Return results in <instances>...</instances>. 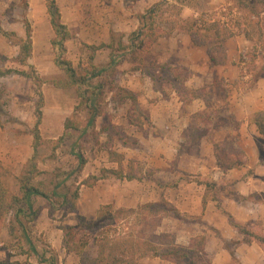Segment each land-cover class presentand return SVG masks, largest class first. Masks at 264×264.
<instances>
[{
    "label": "rangeland",
    "instance_id": "1",
    "mask_svg": "<svg viewBox=\"0 0 264 264\" xmlns=\"http://www.w3.org/2000/svg\"><path fill=\"white\" fill-rule=\"evenodd\" d=\"M56 2L61 11L62 23L68 27L70 32V37L65 42L67 49L65 57L72 62L79 74H84L83 68H89V58L93 54L92 47H100V50L94 53V65L100 68L109 64L112 52L115 51V53L122 55V63L111 78L104 74L92 81L93 84H101L104 88L98 100L100 117L96 119V123L88 130L84 138L79 140L87 159L79 183L89 176H94L92 174L101 176L103 169H117L118 164L109 155V152L123 155L121 154L124 152L122 150L127 149L125 151L127 156L123 155L125 157L124 166L127 170V165L132 162L130 165L140 180L129 184L126 180L121 181L108 175L106 178L107 183L103 182L99 185L97 183L95 185L97 186L96 190L100 188V190L105 189L104 191H107L112 188L114 192L109 191L110 193L113 192L111 194L112 198L118 196L120 200L121 198H135V196L136 198L138 196L150 197L154 191L153 183L156 181L154 178L156 172L148 169L144 157L138 158L137 154L139 150H144L147 147V150L140 156L143 154H145L143 156H148V147L156 148V146L154 144L144 146L135 135L139 133L140 136H146L150 132L155 133V130L151 129L152 125L148 117V109L155 102V98L149 99L146 95L139 96L136 94L140 112L136 111L132 118L135 120V124H142V128L128 126L126 123L129 120L128 115L133 109V103L131 100L122 99V95L117 94L119 89H125L122 76H138L139 79H141L140 76H177L180 80L193 76V72L186 64L190 66H192V63L203 65L201 56L189 53L190 57L186 61L183 55L186 56L187 53L179 54L181 53L179 48L182 47L181 45L178 46L177 51L166 48V42L169 39H172V43L177 42V44L185 37L191 41L188 34L177 31V23L201 15H206L205 19L207 21L222 19L229 22L230 20L235 21L240 13L235 10L229 19V12L225 11L224 7L233 6L234 3L232 1L228 3V0H187L184 5L177 3V0H56ZM155 5H161L160 11L155 15V23L160 25L165 33L164 37L158 41H161V43L155 44L148 53L139 52L133 56L128 55L123 48L130 44L133 34L139 30V17ZM262 10L264 11L263 7ZM261 14L263 15L262 12ZM28 23L31 27L33 41V52L28 63L34 70L21 65L20 48L2 35H0V70L25 71L38 76L40 82L37 84L34 79H28L15 73H10L0 79V124L4 125L2 129L7 136V141L5 139L7 144H10V138L13 139L15 148L12 151L13 158L20 157L25 160L28 155L32 159L34 156V137L32 134L37 121L36 107L39 101V93L43 94V118L39 126L41 140L37 144L35 155L37 172L33 184H36L40 189L51 192L57 183V176L71 172L77 163L74 157L63 153L61 149H54L57 140L65 132V124L67 121L70 122L71 129L68 132L77 137L79 132L75 128L82 129L86 127L91 113L79 99L76 89L70 84L67 75L54 64L55 51L52 41L55 38V33L50 24L46 1L0 0V27L2 29L7 32H15L20 38L25 39ZM239 36H241V46L244 49L240 50L239 43L232 44L231 51L235 57L232 67H234V70H236V67L239 69H237V76H241L242 72L246 79H238L234 86L240 87L243 84H248L242 86L246 88L251 87L253 83V71H256L260 66H264V63L263 60H257V63L254 64L249 58H246V64H242L240 67L237 65L240 55L247 54L252 47L244 35ZM236 47L237 49H235ZM119 49L122 51H119ZM203 49L206 50L204 47ZM167 56H170L171 61H166L165 57ZM204 70L203 68L202 71ZM203 76L216 75H213L210 71H205ZM140 81L144 83L145 80L141 79ZM165 81V79H159L157 87H165ZM143 93L147 94L146 90H143ZM202 94L204 96L209 95V106L212 110L216 106L221 109L224 105L222 98L218 102L217 99H214L213 93L202 92ZM209 113L214 119L216 114L218 115V112L210 111ZM252 120L251 122H253ZM116 123L118 124L116 125ZM123 123L126 125H123ZM109 124L118 126L122 131L120 135L138 141V146L129 148L123 146L118 138L109 140L107 134L104 133L105 127ZM233 133H223L215 139L218 142L220 139L226 140L235 137ZM184 149H192V146H181L179 151ZM11 156V153L8 152L10 159H12ZM0 164L6 171V175L3 177V185L12 193L10 191L11 186H13L11 172L7 166H4L1 162ZM25 166L26 163L21 171ZM171 167L173 169L174 165L171 164ZM79 183H76L73 177L72 180L58 190L60 194L70 193L72 196L79 189V199L76 201L75 213L67 214L65 208L59 209V203H56L54 209L51 210L49 203L45 200L35 206L38 217L28 224L29 236L39 256L45 254L43 264H47L50 261L49 258H53L55 264H81L77 255L74 253L69 254L63 249L62 229L76 225L80 215L93 218L99 209L107 204L101 205L100 208L91 206L90 199L92 196L87 194V188L89 187L79 186ZM159 186L164 189L165 184H159ZM81 190H83L82 196H80ZM117 192L121 195H117ZM79 200H81V204L77 207ZM110 205L117 208H127L114 204ZM8 222L9 216L5 224L7 225ZM173 227H177V225L167 221L164 223L163 229L169 231ZM0 245L2 247L0 262L29 261L31 264H39L38 257L29 249V246L19 237L11 238L7 228L1 230ZM19 246H22V248ZM211 250H213V247ZM86 254L89 255V248ZM151 264L163 263L156 261V263Z\"/></svg>",
    "mask_w": 264,
    "mask_h": 264
},
{
    "label": "trees",
    "instance_id": "2",
    "mask_svg": "<svg viewBox=\"0 0 264 264\" xmlns=\"http://www.w3.org/2000/svg\"><path fill=\"white\" fill-rule=\"evenodd\" d=\"M45 1L48 15L50 16V24L55 33V38L52 41L55 51L54 64L67 75L70 84L75 87L79 99L89 109L91 117L86 127L82 129L75 128L79 132L77 137L68 132L71 129L70 122L67 121L65 124V132L57 140L54 149H61L63 153L74 157L77 163L71 172L57 176V183L51 192L40 189L36 184H33L34 176L37 172L35 155L37 153V144L41 140L39 126L43 118L44 97L41 92L39 93V101L36 107L37 121L32 134L34 137V156L26 164L21 172V176L18 178L20 186L19 194H12L4 187L3 177L6 175V171L0 164V239L1 230L7 228L11 238L19 237L20 240L29 246V249L38 257L39 264L44 263L45 254L39 256L29 236L28 228V224L38 217V212L35 209V199L42 198L46 200L51 210L52 208L54 209L56 203H59V209L65 208L67 214L75 213L76 201L79 199V189L72 196L70 193L60 194L58 190L61 186L72 180L73 177L74 181L79 183V178L87 164V159L84 156L79 140L84 138V135L96 123V119L100 117L98 100L104 88L103 85L93 84L92 81L104 74L111 78L122 63V55L114 51L107 66L102 68L95 66L94 53L100 50V47H92L93 54L89 58V68H83L84 74H79L72 62L65 57L67 54L65 42L69 39L70 32L68 27L62 23L60 8L56 0ZM186 1L177 0V3L184 5ZM231 1L234 3L233 6L224 7V10L229 12V19L235 10H237L240 16L236 17L235 21L230 20L229 22H225L222 19L207 21L205 19L206 15H201L200 17L188 18L177 23V31L188 34L195 46L206 49L211 68L226 65L227 52L225 44L228 40L239 35H244L252 47L247 54L240 55L237 65L240 67L242 64H246V58H249L254 64L257 63V60H263L264 63V11L262 10V7L264 9V0H228V3ZM160 6L155 5L139 17V30L133 34L130 44L123 48V50L127 51L128 55L133 56L139 52L148 53L158 43L159 39L164 37L165 33L161 26L155 23V15L160 11ZM0 35L20 48L21 65L29 67L32 70L33 67L28 63L33 52L32 31L29 23L27 24L25 39L20 38L15 32H7L1 27ZM119 51L122 50L119 49ZM10 73L34 79L37 84L40 82V78L34 74L12 70H0V79ZM253 75L251 87H254L259 80L264 79V66H260L256 71H253ZM240 77L243 79L246 76L241 72ZM216 86L220 90L221 97L224 100V105L220 111H225L226 116L223 118L216 114L215 122L213 123L210 120V113L202 112L196 117L198 128L195 132H199L198 137H205L213 143L215 158L218 167L222 171L246 168L248 166V156L238 145L236 136L219 142L212 140L214 131L232 130V134L233 131L237 132L240 128V124L236 121L234 115L229 113V104L227 102L229 97L228 83L223 79L220 81L216 80ZM117 94L122 95V99L124 100L132 101L133 109L128 115V121L131 126L141 129L142 124H135V120L132 118L136 111L140 112L137 95L124 88L119 89ZM182 94L184 95L183 97H188L189 99L199 96L198 91L185 89H182ZM252 121L259 134L264 137V111L256 112ZM0 125L1 128H4L3 124ZM121 132L118 126L112 124H109L104 129V133L107 134L109 140L118 138L123 146L129 148L138 146V141L120 135ZM109 155L115 159L118 168L112 170L103 169L101 176H89L87 179L81 181L79 186L92 188L99 181L106 179L108 175L121 181L140 180L130 165L132 162L127 165L126 170L124 166L125 157L123 155L115 152H109ZM249 174H252V171H249ZM204 183L209 191H214L217 187L215 183ZM231 196L241 201L244 200L233 192H231ZM212 200L218 202L215 195L212 196ZM8 216L9 222L6 225L5 221ZM168 218L188 221V217L166 199L141 204L135 208H117L113 205H106L100 208L93 218H86L80 215L78 216V223L76 225L63 228L62 247L67 253L77 255L80 258L81 264H141V261L145 259H159L170 264H213L212 258L207 252L206 235L193 237L187 246H181L177 244L175 234L161 230L164 220ZM229 223L238 235L234 240L228 241L222 239L224 249L231 256L230 264H241L235 252L241 245L250 246L253 243H257L264 251V230L260 221H250L244 225H240L232 216H229ZM19 247L22 248V246ZM88 248L89 255L86 254ZM49 259L50 261L47 264H55L53 258ZM0 264L31 263L29 261H15L0 262Z\"/></svg>",
    "mask_w": 264,
    "mask_h": 264
},
{
    "label": "crops",
    "instance_id": "3",
    "mask_svg": "<svg viewBox=\"0 0 264 264\" xmlns=\"http://www.w3.org/2000/svg\"><path fill=\"white\" fill-rule=\"evenodd\" d=\"M240 39L241 36L226 42L227 63L223 67L214 68L210 67L206 50L203 47L195 46L186 37L182 38L178 44L177 42L172 43V39H169L166 42V48L177 51L178 46L181 45L179 54L187 53L186 56L183 55L186 61L190 57L189 53L201 56L203 65L192 63L190 66L186 64L193 72V76H188L185 79L180 80L175 76H140L145 80L143 83L140 81L141 79L137 78L138 76H122L125 89L139 96L146 95L149 99L155 98V102L148 109L151 129L155 130V133L150 132L146 136H140L139 133L135 135L144 146L150 144L156 146V148L148 147L150 154L148 156H143L145 154L140 156L147 150V147L144 150H139L137 154L138 158L144 157L148 169L156 172L154 175L156 181L153 183L154 191L147 198L141 196L136 198L135 196V198H121L120 200L118 196L112 198L111 194L114 192L112 188L107 191L100 190V188L96 190L97 186L87 188V194L92 196L91 206L95 208H100L104 204L135 208L146 202H158L161 199H166L185 214L188 221L168 218L164 220L161 230L167 231L163 229L164 223L167 221L177 225L167 232L175 234L177 244L181 246H187L193 237L206 235L207 252L211 256L213 264L231 263V256L224 249L222 239L230 241L236 239L238 235L229 223V216H232L240 225L250 221H260L264 230V137L259 134L256 126L251 122L256 112L264 111V79L259 80L254 87H242L248 84H243L240 87L234 86V83L241 77L237 76L239 69L234 64L236 70L232 67L235 57L231 46L233 43H239L240 50H243L244 47L241 46L242 40ZM169 57H165L168 62L171 61ZM203 68L204 71H202ZM205 71H210L216 76H203ZM159 79L166 80L165 87H157ZM222 79L228 83L229 113L233 114L240 124L239 130L233 135L237 137L238 145L248 156L246 168H235L228 171H222L218 167L213 143L205 137H198L199 132H195L198 128L196 117L202 112H218V115L225 118L226 112H221L219 106L212 110L209 107V95L203 96L202 94V92L213 93L217 102L221 100L216 80ZM245 79L246 77L243 78V80ZM182 89L198 91L199 96L193 99L183 97ZM143 90H146L147 94L143 93ZM210 120L215 122L213 117ZM126 124L131 126L129 121ZM126 124L123 123V125ZM227 132L231 134L230 130L214 131L212 140L217 142L215 138H219L221 134ZM5 139L7 141V136L0 126V162L7 166L11 172L13 186L10 191L17 195L20 192L18 178L21 176V169L31 159V156L27 155L25 160L20 157H14V159L13 139H9L10 144H7ZM188 145L192 146V149L179 151L181 146ZM122 151L124 152L120 153L127 156L125 154L127 149ZM8 152L11 153L12 159L8 157ZM171 164L174 165L173 169ZM249 171H252V174H249ZM107 181V179H103L98 182V185L103 182L107 183ZM132 182L137 181H130L129 184ZM204 182L215 183L217 187L211 192ZM159 184H165L164 189L160 188ZM110 190L113 192L110 193ZM82 192L83 190H81L80 196H82ZM231 192L244 200L233 198ZM117 195H121V193L117 192ZM213 195L216 196L218 202L212 200ZM254 197L255 199H253ZM43 200L36 198L35 206L41 204ZM80 204L81 200L77 207ZM212 247L213 250H211ZM235 252L241 264H264V251L257 243L250 246L241 245ZM156 261L170 264L159 259H145L141 261V264H151Z\"/></svg>",
    "mask_w": 264,
    "mask_h": 264
}]
</instances>
